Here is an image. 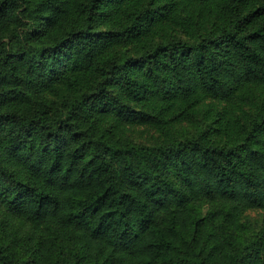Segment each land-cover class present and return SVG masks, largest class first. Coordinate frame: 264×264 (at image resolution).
Masks as SVG:
<instances>
[{
    "label": "trees",
    "instance_id": "obj_1",
    "mask_svg": "<svg viewBox=\"0 0 264 264\" xmlns=\"http://www.w3.org/2000/svg\"><path fill=\"white\" fill-rule=\"evenodd\" d=\"M251 212L264 0H0V264H264Z\"/></svg>",
    "mask_w": 264,
    "mask_h": 264
},
{
    "label": "rangeland",
    "instance_id": "obj_2",
    "mask_svg": "<svg viewBox=\"0 0 264 264\" xmlns=\"http://www.w3.org/2000/svg\"><path fill=\"white\" fill-rule=\"evenodd\" d=\"M206 108H207L206 106L203 107L204 110H206ZM203 116L204 114L200 115V120H202ZM201 127L202 126L199 127L197 123L195 125H190L185 122H181L177 124L174 130L181 134L198 133ZM127 136L131 137L137 142L148 143V144L156 143L161 140L159 134L154 129L147 127L130 126L127 128ZM250 215L252 218H254L255 220H259L260 222L261 220L264 219V215L260 212H251Z\"/></svg>",
    "mask_w": 264,
    "mask_h": 264
}]
</instances>
